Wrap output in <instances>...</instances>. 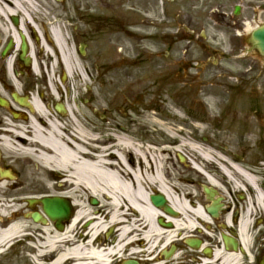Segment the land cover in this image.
Returning a JSON list of instances; mask_svg holds the SVG:
<instances>
[{
    "label": "bare ground",
    "instance_id": "obj_1",
    "mask_svg": "<svg viewBox=\"0 0 264 264\" xmlns=\"http://www.w3.org/2000/svg\"><path fill=\"white\" fill-rule=\"evenodd\" d=\"M36 5L37 0H0V17L22 15L19 33L13 28L12 38L18 42L20 35H24L32 41V73L39 77L41 71L48 68L49 74L41 77L50 81V97L53 99L56 91L61 93L57 79L59 68L66 87L68 79L72 80L76 75L83 80L86 67L79 60L62 25L50 29L43 26L44 38L37 34L41 26L36 18H31L39 13ZM28 29L39 42H34ZM17 51L18 48L14 54ZM38 52L45 55L44 60L38 57ZM14 54L7 59L6 68L16 91L19 84L11 72ZM147 68V65L138 67L142 71ZM135 70V67L128 68V71ZM114 76L116 71L107 75ZM196 83L191 81L190 85ZM121 86L129 90L130 95L136 93L137 99L150 97L154 84L151 77L108 80L99 95L92 91L98 98L96 104L100 112L107 111L105 101L125 112V108L118 104L117 93ZM183 89L180 97L193 95L192 91L185 90L186 86ZM5 94L6 90L0 88V98ZM27 103L30 113L18 115L23 121L12 120L7 113H0L2 162L7 163L5 167L11 177H0V254L16 242L32 241L37 247L35 264H110L113 258L125 255L152 254L153 244L163 242L168 245L171 240L157 225L155 220L162 214L150 199L154 191L169 197L172 186L168 181L171 176L169 163L173 153L183 158L186 168L205 176L212 186L216 181L207 171L214 168L215 161L227 160L223 155L218 158L219 155L212 150H206L199 141L178 143L167 117L149 108H142L138 115L146 128L166 137V146L161 149L155 147L153 141L152 146L143 149L136 142L150 141L144 139V135H138L136 129L129 130L119 124L110 123L101 132L90 115L70 106L69 112L64 107L59 122L49 120L48 116L53 112L44 94L42 98L33 95ZM197 121L196 127L203 130L201 122ZM129 122L132 123L133 119L130 118ZM172 145L177 147L172 148ZM188 158L199 162L201 168L194 167ZM19 161L25 165L23 169L13 166ZM33 163L37 170L30 167ZM0 170L4 169L0 167ZM16 170L21 172L19 178ZM51 197L70 201L71 209L75 206L70 222L62 230L42 213V201ZM99 198L103 199L102 203ZM90 200L97 201L98 205H92ZM34 212L41 214H38L40 220L35 225L42 226V230L34 229L31 218ZM41 219L45 224H41ZM107 232L113 235V241L104 237ZM110 243L113 246L105 247ZM147 244L150 247L147 248Z\"/></svg>",
    "mask_w": 264,
    "mask_h": 264
},
{
    "label": "flooded vegetation",
    "instance_id": "obj_2",
    "mask_svg": "<svg viewBox=\"0 0 264 264\" xmlns=\"http://www.w3.org/2000/svg\"><path fill=\"white\" fill-rule=\"evenodd\" d=\"M58 3L68 18L73 11L80 12L79 17H72L71 23L90 26V42L102 49H120L124 41L136 36L142 41L141 31L145 30L155 43L166 45L163 54L170 62L199 67L202 71L203 63L219 66L225 62L243 69L233 74L238 81L255 75L264 77V55L252 39L255 24L264 22V0H60ZM21 19L0 17V88L6 90L0 98V112L7 113L12 120L23 121L18 115L30 113L27 99L33 95L46 97L44 85H39L45 82L49 89L46 99L52 112H57L56 97L60 92L56 91L55 98L50 97V81L41 77L49 74L47 67L40 78L32 73V41L24 54L21 35L18 42L13 40V28L19 33ZM39 23L43 38L46 35L43 26L50 29L56 24L48 22L45 16ZM9 27L11 35L5 39ZM28 31L34 42H39L33 31ZM76 39L77 35L74 43ZM6 49L9 51L4 56ZM13 54L11 72L19 84L17 92L6 68V61ZM44 56L38 52L40 59ZM61 73L59 78L63 80ZM256 93L235 92L231 97L235 105L232 126L243 131L235 140L240 154L213 162L217 171L211 169L207 174H212L215 186L199 173L206 184L168 177L172 186L166 203L153 205L162 214L155 221L167 232L169 244L157 242L152 254L125 255L113 258L110 264H264V93L254 96ZM199 111L207 112L202 104ZM48 117L55 119L53 113Z\"/></svg>",
    "mask_w": 264,
    "mask_h": 264
},
{
    "label": "rangeland",
    "instance_id": "obj_3",
    "mask_svg": "<svg viewBox=\"0 0 264 264\" xmlns=\"http://www.w3.org/2000/svg\"><path fill=\"white\" fill-rule=\"evenodd\" d=\"M148 1L150 0H146V2ZM35 9L39 13L33 15L38 16L39 22L45 16L48 20L55 21L56 25H62L68 37L71 38V42L77 35V41L76 43L73 42V45L77 49V56L82 61V65L86 67V71H83V80H80L77 75L72 80L68 79L70 95L69 91L66 90L67 99L64 98L68 106L76 109L77 105V109H80L81 113L90 115L101 132L110 123L113 125L119 124L122 127H128L129 130L136 129L138 135H144V139L147 138L156 144L165 143L166 137L154 132V129L151 131L146 128L143 120L138 115L142 108H149L154 110L153 112L163 113L167 117L168 123L173 128L179 141L178 143L199 141L207 150L211 149L215 155L227 157L236 153L240 154V148L235 140L240 137V133L243 134V131H240L236 126H232L233 107L235 105L231 97L234 96L235 92H238V94L249 93L250 90L257 92L253 94L254 96L263 95L264 77L255 75L254 77H245L238 81L233 77V74L243 69L240 66L229 65L225 62L220 63L219 66L203 63V71L199 67L198 69L188 68L186 64L173 63L164 58L163 51L165 52L167 47L163 43H155L151 39L141 41L138 36L134 40L124 41L121 44V48L117 49L118 51L114 48L102 49L100 48L102 47L101 45L90 42V26H83L77 21V23H71L72 17L80 16L79 11H73L68 18L62 13L59 3L55 0H37ZM160 9L157 8L158 13ZM21 16L20 14L19 17L21 18ZM262 20L264 21V18ZM74 27H78V30H75ZM7 30L3 36L5 39H8L11 35L10 27ZM141 33L143 35L147 34L145 30H142ZM81 48L86 52L84 55L80 53ZM44 57L42 58L43 60ZM141 65H147L148 68L142 71L138 69ZM132 67L137 68V70L134 72L128 71V68ZM58 71L57 79L59 80V76L62 73L60 69ZM112 71H116V76L113 78L107 77ZM145 77L147 79L151 77L154 84L150 97L143 96L135 99L136 93L130 95L129 90L127 91L121 86L118 88L117 93L119 97L118 104L125 108V112H120L113 104L110 105L109 101L103 102L107 107V111L102 113L98 110L96 104V102L98 103V98L94 96L92 91L99 95L101 90H105V85L110 79L126 80L129 78L130 80H135L137 78L138 80H144ZM191 81L197 83L190 85ZM40 86L44 87L46 97L49 98L50 92L46 83L43 82ZM185 86V90L193 92L190 98H182V95L180 97V93ZM196 93H198V96H194ZM129 101H131V104H129ZM200 102L203 111H207L206 113L198 112L196 104ZM53 114L57 115L55 110ZM8 118L10 117L8 116ZM130 118L133 119L132 123L129 122ZM199 119L204 128L203 130L196 127V121ZM181 129L184 130L183 135L178 137V130ZM251 137L257 138L258 136L251 135ZM175 147L177 146L172 145V148ZM1 154L2 162L4 161V155L3 152ZM171 159L169 163L171 168L170 175L174 181L181 177L184 181H201V183L206 184V180L200 178V175L194 170L186 168L175 153H173ZM8 164L10 165V163ZM6 165L7 163L5 162L0 164V166ZM13 166L17 169L25 167L20 161L15 162ZM30 167L33 170H37L35 163L30 164ZM213 170L217 171V169ZM16 171L18 173L16 177L19 178L21 172L19 170ZM100 202L102 203L103 199H100ZM95 209H98V207ZM33 225L35 230H42V226L35 225V223ZM112 236H106L105 238L113 241L114 238ZM10 247V249L4 250L0 254V264H35L36 253L28 243L16 242Z\"/></svg>",
    "mask_w": 264,
    "mask_h": 264
},
{
    "label": "water",
    "instance_id": "obj_4",
    "mask_svg": "<svg viewBox=\"0 0 264 264\" xmlns=\"http://www.w3.org/2000/svg\"><path fill=\"white\" fill-rule=\"evenodd\" d=\"M254 39L257 42V45L264 52V27L254 32ZM23 52H26V46L23 47ZM0 174L3 176L2 173ZM155 201L157 202V204L165 203V200L162 197L156 198ZM44 209L47 215L52 220L58 222V225H60V222L62 220H68L71 214V209L69 204L62 199L45 200ZM33 218L36 222L40 220V216L38 214L33 215Z\"/></svg>",
    "mask_w": 264,
    "mask_h": 264
}]
</instances>
